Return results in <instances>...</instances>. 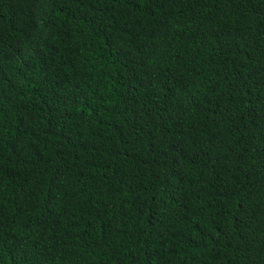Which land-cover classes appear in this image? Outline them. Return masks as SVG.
Here are the masks:
<instances>
[{"label":"trees","instance_id":"1","mask_svg":"<svg viewBox=\"0 0 264 264\" xmlns=\"http://www.w3.org/2000/svg\"><path fill=\"white\" fill-rule=\"evenodd\" d=\"M0 264H264V0H0Z\"/></svg>","mask_w":264,"mask_h":264}]
</instances>
